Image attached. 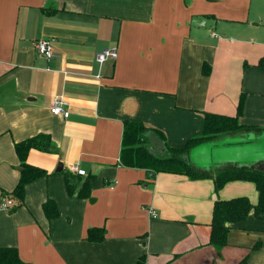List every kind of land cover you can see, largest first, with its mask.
Returning a JSON list of instances; mask_svg holds the SVG:
<instances>
[{"label": "crops", "instance_id": "obj_1", "mask_svg": "<svg viewBox=\"0 0 264 264\" xmlns=\"http://www.w3.org/2000/svg\"><path fill=\"white\" fill-rule=\"evenodd\" d=\"M46 37L50 58L34 46ZM111 46L116 57L96 62ZM262 57L264 0H0V246H15L29 264H133L140 255L145 264H237L244 255L264 264V218L247 215L221 249L207 243L214 199L254 203L252 182L215 194L211 178L151 177L118 161L124 120L180 146L201 132L205 111L235 114L240 93L239 121L264 129ZM56 96L67 117L51 112ZM38 133L55 152L30 148L26 161L49 175L25 186L24 205L4 208L2 193L19 175L13 144ZM58 163L92 175V201L67 195ZM47 197L59 210L51 220L41 209ZM93 226L104 228L101 241L84 238Z\"/></svg>", "mask_w": 264, "mask_h": 264}, {"label": "trees", "instance_id": "obj_2", "mask_svg": "<svg viewBox=\"0 0 264 264\" xmlns=\"http://www.w3.org/2000/svg\"><path fill=\"white\" fill-rule=\"evenodd\" d=\"M258 64L264 65V57L260 58ZM209 69V64L203 63L202 73L207 75ZM244 96V93H240L236 113L233 115L205 111L201 132L190 137L180 146H170L166 142L164 133L157 128L129 119L123 121L118 158L119 163L123 166L144 168L148 170L151 177L159 172H167L182 174L189 179L211 178L215 194L230 181H249L254 184L257 192V199L254 203L246 195L214 199L207 243L216 249H221L227 244L229 230L243 221L247 215L252 214L258 219L264 218V161L256 164L227 162L207 170L195 167L189 159V153L194 147L216 140L223 134L262 130L256 125L239 121ZM13 147L18 158L19 175L12 190L2 193L14 201L11 210L24 205L25 186L28 183L49 175L45 169L26 161L29 149L55 152L50 136L43 133L14 142ZM58 172L63 175L65 191L69 197H78L88 201L94 199L90 187L92 175H82L66 168H62ZM41 209L47 220L59 215L57 204L52 198L44 199ZM104 235L103 227L93 226L87 229L84 238L91 242H98L104 238ZM259 246L260 243L257 242L250 247V250L257 249ZM246 257L247 255H244L237 264H245ZM0 264L29 263L21 260L15 246H0ZM133 264H145V256L140 255Z\"/></svg>", "mask_w": 264, "mask_h": 264}, {"label": "rangeland", "instance_id": "obj_3", "mask_svg": "<svg viewBox=\"0 0 264 264\" xmlns=\"http://www.w3.org/2000/svg\"><path fill=\"white\" fill-rule=\"evenodd\" d=\"M240 139L246 141L236 143ZM190 151L191 160L206 167L217 166L227 158H234L242 163L264 159V129L257 133L251 130L237 132L233 138L229 134H223L216 140L200 144L195 151ZM260 161L264 160L258 162Z\"/></svg>", "mask_w": 264, "mask_h": 264}, {"label": "built area", "instance_id": "obj_4", "mask_svg": "<svg viewBox=\"0 0 264 264\" xmlns=\"http://www.w3.org/2000/svg\"><path fill=\"white\" fill-rule=\"evenodd\" d=\"M54 38L53 37H46L40 38L35 41L34 46L37 53L43 55L46 58H50L52 56V47H53ZM116 57V46H111L109 48L103 49L95 56V61L98 63H102L107 59H114ZM51 112L56 115H62L67 117L69 114V110L67 107V101L61 97L56 96L53 98L51 102ZM69 170L82 174H85V171L79 168L76 164H71L69 166ZM13 204V201L9 198H4L1 201V206L7 208ZM151 215H153V210L149 209Z\"/></svg>", "mask_w": 264, "mask_h": 264}, {"label": "water", "instance_id": "obj_5", "mask_svg": "<svg viewBox=\"0 0 264 264\" xmlns=\"http://www.w3.org/2000/svg\"><path fill=\"white\" fill-rule=\"evenodd\" d=\"M62 169V164L61 163H58L57 167H56V171H60Z\"/></svg>", "mask_w": 264, "mask_h": 264}]
</instances>
